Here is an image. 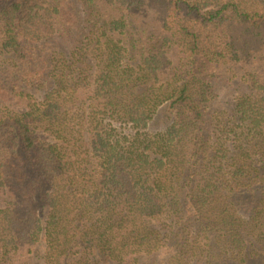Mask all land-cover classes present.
I'll use <instances>...</instances> for the list:
<instances>
[{
  "label": "trees",
  "instance_id": "16d2710c",
  "mask_svg": "<svg viewBox=\"0 0 264 264\" xmlns=\"http://www.w3.org/2000/svg\"><path fill=\"white\" fill-rule=\"evenodd\" d=\"M0 264H264V0H0Z\"/></svg>",
  "mask_w": 264,
  "mask_h": 264
},
{
  "label": "rangeland",
  "instance_id": "374dc122",
  "mask_svg": "<svg viewBox=\"0 0 264 264\" xmlns=\"http://www.w3.org/2000/svg\"><path fill=\"white\" fill-rule=\"evenodd\" d=\"M220 81H217V100L213 104L214 109L218 113L228 112L232 107L234 97L238 95L243 87L236 78L222 77Z\"/></svg>",
  "mask_w": 264,
  "mask_h": 264
}]
</instances>
